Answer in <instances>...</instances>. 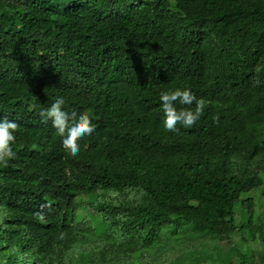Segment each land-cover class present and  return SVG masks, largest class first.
<instances>
[{
  "label": "trees",
  "instance_id": "16d2710c",
  "mask_svg": "<svg viewBox=\"0 0 264 264\" xmlns=\"http://www.w3.org/2000/svg\"><path fill=\"white\" fill-rule=\"evenodd\" d=\"M176 88L208 103L173 133ZM0 117V264H264V0H0Z\"/></svg>",
  "mask_w": 264,
  "mask_h": 264
},
{
  "label": "clouds",
  "instance_id": "9594fccd",
  "mask_svg": "<svg viewBox=\"0 0 264 264\" xmlns=\"http://www.w3.org/2000/svg\"><path fill=\"white\" fill-rule=\"evenodd\" d=\"M163 112V127L167 132L176 133L178 125L183 128H192L204 115L207 101L197 98L191 89L176 88L172 91H161L159 94ZM177 103L181 105L179 109ZM65 100L58 97L50 107L42 109L39 113L47 122L51 121L56 134L62 137V145L66 152L72 156L79 153V141L85 136H91L97 125L93 123V115L90 110L77 113L75 109L66 111ZM194 105V108L192 107ZM219 117H214L218 123ZM20 125L15 120L0 117V165L8 166L9 161L16 159L17 153L13 149L16 141L15 133Z\"/></svg>",
  "mask_w": 264,
  "mask_h": 264
},
{
  "label": "rangeland",
  "instance_id": "374dc122",
  "mask_svg": "<svg viewBox=\"0 0 264 264\" xmlns=\"http://www.w3.org/2000/svg\"><path fill=\"white\" fill-rule=\"evenodd\" d=\"M81 212V214H85L83 211H80ZM231 252H233L232 250H231Z\"/></svg>",
  "mask_w": 264,
  "mask_h": 264
}]
</instances>
